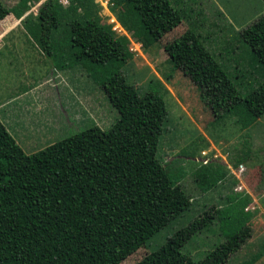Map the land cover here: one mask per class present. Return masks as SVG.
Masks as SVG:
<instances>
[{"label":"trees","instance_id":"trees-1","mask_svg":"<svg viewBox=\"0 0 264 264\" xmlns=\"http://www.w3.org/2000/svg\"><path fill=\"white\" fill-rule=\"evenodd\" d=\"M25 1L7 8L0 0V20L10 12L22 17ZM108 3L118 10L116 21L125 34L102 21L96 0H68L67 7L60 0H44L21 22L52 61H90L100 68L102 75L96 70L93 75L118 118L106 130L93 126L30 154L0 122V264H120L192 205L167 164L156 158L167 118L163 99L151 91L140 93L120 72L130 58L128 36L148 50L181 23V13L169 0ZM239 36L251 61L264 70V15ZM166 49L216 120L231 115L248 128L264 116V82L241 96L194 31L186 29ZM202 167L197 185L213 190L223 175L209 177ZM231 201L238 195L227 197ZM222 211H203L137 264H226L250 237L245 224L198 262L181 252L214 219L223 225ZM262 255L264 250L240 264H253Z\"/></svg>","mask_w":264,"mask_h":264},{"label":"rangeland","instance_id":"rangeland-1","mask_svg":"<svg viewBox=\"0 0 264 264\" xmlns=\"http://www.w3.org/2000/svg\"><path fill=\"white\" fill-rule=\"evenodd\" d=\"M2 1L7 8L20 2ZM43 1L27 0L28 10L22 17L10 12L0 20V97L14 96L41 83L39 88L27 91L21 98L23 101L12 103L23 124L36 133L38 144L22 146L28 153L93 126L106 130L118 118L100 79L93 75L100 68L90 61H52L23 28L22 20L29 13L35 15ZM96 1L101 6L102 21L110 24L117 34H125L116 21L118 10L112 11L108 0ZM169 1L181 13V23L148 50L128 36L130 58L120 72L140 93L151 91L163 99L167 118L156 158L167 164L172 181L191 197L192 205L158 231L147 247L139 248L120 264H137L150 250L211 207L223 209L225 223L220 225L214 219L207 229L192 236L181 252L198 262L245 224L250 227V237L226 262L240 264L264 250V225L254 222L264 220L256 205L264 203V116L248 128H241L231 115L216 120L199 99L191 81L175 69L166 46L191 29L227 72L239 94L245 96L264 82V70L251 61L250 50L239 31L264 15V3L262 0ZM60 4L67 7L68 0H60ZM238 160L242 163L235 167L233 164ZM202 165L209 177L223 175L213 190L206 191L197 185L196 172ZM240 167L245 169L241 176ZM240 181L243 188L238 190ZM235 195L242 205L238 201L227 202V197ZM246 196L249 198L243 212L241 206ZM252 205L256 209L249 208ZM250 215L249 221L244 220Z\"/></svg>","mask_w":264,"mask_h":264},{"label":"crops","instance_id":"crops-1","mask_svg":"<svg viewBox=\"0 0 264 264\" xmlns=\"http://www.w3.org/2000/svg\"><path fill=\"white\" fill-rule=\"evenodd\" d=\"M48 80L49 79H45L44 82H48ZM40 85H41V83L35 87L29 88L28 90H24L22 92H19L14 96L6 95V96L0 97V122L4 125V127L6 128L8 133L14 138L16 143L21 148H22V146L23 147L34 146L31 144H38L37 143L38 140L35 137L36 133L32 130L29 131L28 127L23 124V122L21 120V116H19V114L16 113L15 109L12 106V103L15 100L23 101L21 98L26 96L27 91H30L34 88H39ZM29 94H30V92H29ZM29 145H31V146H29ZM23 151L27 154H30V153L26 152L24 149H23ZM256 205H257V210L260 211L259 214L260 215L262 214L264 217V203H260V204L256 203ZM253 209H256V207L253 206ZM257 221L264 225V220L256 219L254 222L256 223ZM253 264H264V255L262 256V258L256 260Z\"/></svg>","mask_w":264,"mask_h":264},{"label":"built area","instance_id":"built-area-1","mask_svg":"<svg viewBox=\"0 0 264 264\" xmlns=\"http://www.w3.org/2000/svg\"><path fill=\"white\" fill-rule=\"evenodd\" d=\"M244 171H245V169H243L242 167H240L239 169H238V174L241 176V174H243L244 173ZM238 176V175H237ZM237 178H239V177H237ZM239 188V189H238ZM237 189L238 190H240V189H242L243 187L241 186V181H240V185H239V187H238ZM236 189V190H237ZM249 208H251V209H253V207L252 206H249Z\"/></svg>","mask_w":264,"mask_h":264}]
</instances>
